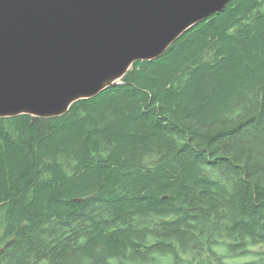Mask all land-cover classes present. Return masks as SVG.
I'll return each mask as SVG.
<instances>
[{
  "label": "trees",
  "instance_id": "16d2710c",
  "mask_svg": "<svg viewBox=\"0 0 264 264\" xmlns=\"http://www.w3.org/2000/svg\"><path fill=\"white\" fill-rule=\"evenodd\" d=\"M9 241L0 264H264V0L62 117L0 118Z\"/></svg>",
  "mask_w": 264,
  "mask_h": 264
},
{
  "label": "water",
  "instance_id": "95a60500",
  "mask_svg": "<svg viewBox=\"0 0 264 264\" xmlns=\"http://www.w3.org/2000/svg\"><path fill=\"white\" fill-rule=\"evenodd\" d=\"M231 1L0 0V118L64 116Z\"/></svg>",
  "mask_w": 264,
  "mask_h": 264
},
{
  "label": "rangeland",
  "instance_id": "374dc122",
  "mask_svg": "<svg viewBox=\"0 0 264 264\" xmlns=\"http://www.w3.org/2000/svg\"><path fill=\"white\" fill-rule=\"evenodd\" d=\"M188 32V31H187ZM176 43V42H175ZM172 46V45H171ZM171 46H170V48H171ZM169 48V49H170ZM168 51V50H167ZM162 57V56H161ZM159 59V58H158ZM157 60V59H156ZM151 62V61H150ZM139 63V62H138ZM135 65V64H134ZM128 74V73H127ZM126 74V75H127ZM125 75V76H126ZM124 76V77H125ZM124 77L120 80V85H122L123 84V79H124ZM120 85H118L117 87H119ZM117 87H110V88H108V89H115V88H117ZM107 89V90H108ZM106 91V90H105ZM105 91H103V92H105ZM102 92V93H103ZM101 94V93H100ZM99 96V95H98ZM93 99V98H92ZM89 100V99H88ZM79 102V101H78ZM77 103V102H76ZM75 104V103H74ZM73 104V105H74ZM72 105V106H73ZM71 109V108H70ZM68 113V112H67ZM66 113V114H67ZM21 116H24V115H21ZM29 116V115H28ZM19 117V116H18ZM32 117V116H31ZM12 118H14V117H12ZM33 118H38V117H33ZM53 118H58V117H53ZM2 119H4V118H2ZM41 119H46V118H41ZM10 242V241H9ZM9 242H7L3 247H1L0 248V252L2 251V250H4V252H5V249H7V248H9L10 246H7V245H9L8 243ZM257 251H259V249H256ZM4 254V253H3ZM3 256V255H2ZM1 256V257H2ZM236 259L235 260H233V262H232V264H245V263H248V262H254V261H257V262H260V259H261V257H259V256H256V255H254V254H252V253H249V254H246V255H241V256H238V257H235ZM229 262V261H228ZM157 264H171V263H168L167 261H165V260H162V261H160V262H158Z\"/></svg>",
  "mask_w": 264,
  "mask_h": 264
},
{
  "label": "bare ground",
  "instance_id": "6f19581e",
  "mask_svg": "<svg viewBox=\"0 0 264 264\" xmlns=\"http://www.w3.org/2000/svg\"><path fill=\"white\" fill-rule=\"evenodd\" d=\"M182 36H183V35H182ZM182 36H181V37H182ZM181 37H180V38H181ZM133 66H134V65H132V66L130 67L128 73L132 70Z\"/></svg>",
  "mask_w": 264,
  "mask_h": 264
}]
</instances>
